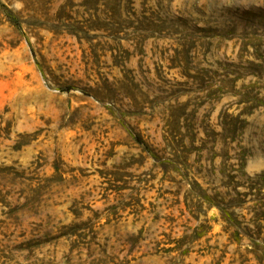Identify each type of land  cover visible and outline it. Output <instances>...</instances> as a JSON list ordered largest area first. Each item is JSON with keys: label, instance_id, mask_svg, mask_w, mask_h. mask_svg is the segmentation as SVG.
<instances>
[{"label": "rangeland", "instance_id": "1", "mask_svg": "<svg viewBox=\"0 0 264 264\" xmlns=\"http://www.w3.org/2000/svg\"><path fill=\"white\" fill-rule=\"evenodd\" d=\"M254 250L264 0H0V264Z\"/></svg>", "mask_w": 264, "mask_h": 264}, {"label": "trees", "instance_id": "2", "mask_svg": "<svg viewBox=\"0 0 264 264\" xmlns=\"http://www.w3.org/2000/svg\"><path fill=\"white\" fill-rule=\"evenodd\" d=\"M10 23H12V22H10ZM234 192H235V195L237 196V193H236V191L235 190H233ZM229 209H233V208H231V207H229ZM219 213H220V217H221V220L223 221V222H225V223H227V225L229 226V225H232V224H230V220L227 218V216H229L230 214L228 213V210H224V208L222 209H220L219 208ZM231 216V215H230ZM232 227V226H231ZM252 255H254V257H258V256H256L257 255V253H256V250H254L253 252H252ZM261 256H259L258 258H255L258 262H262L263 260H264V254H260Z\"/></svg>", "mask_w": 264, "mask_h": 264}]
</instances>
